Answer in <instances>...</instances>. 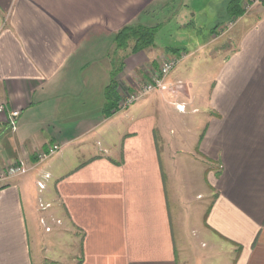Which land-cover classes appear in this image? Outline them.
Returning <instances> with one entry per match:
<instances>
[{"label":"crops","instance_id":"crops-1","mask_svg":"<svg viewBox=\"0 0 264 264\" xmlns=\"http://www.w3.org/2000/svg\"><path fill=\"white\" fill-rule=\"evenodd\" d=\"M229 1L0 0V102L19 111L15 129L0 114V170L29 168L0 181V264H187L168 174L192 168L210 199L190 232L192 264H264V5ZM131 24L167 37L119 48ZM168 56L179 57L170 86L120 108V79H146ZM40 225L56 229L63 253Z\"/></svg>","mask_w":264,"mask_h":264},{"label":"rangeland","instance_id":"rangeland-1","mask_svg":"<svg viewBox=\"0 0 264 264\" xmlns=\"http://www.w3.org/2000/svg\"><path fill=\"white\" fill-rule=\"evenodd\" d=\"M245 2H249V0H245ZM173 25H174V22L170 23L169 27L171 28ZM166 37H167L166 34L161 33L159 31V33L156 34L154 39H155V42L159 45V44L164 43V39ZM168 57H171V56H168ZM168 57H164L162 59V61ZM177 66L178 65H176L174 67V69L170 72V74L173 72H176ZM144 70H145V72H146V70H147V72H152V68H150L148 66H146L144 68ZM140 73H142V72H140ZM140 73H137V74L134 73L131 76H128L127 79H125V78L120 79L121 80L120 98L124 97L127 90L131 91V90H135L137 88V86H138L137 84L141 83V80L143 78H145V77H142V75ZM138 101H135L134 104H136ZM127 107L129 108V107H131V105H129ZM126 110L127 109H119L118 112H124ZM186 118H188L187 121L192 120V118H190V117H186ZM189 124H191V123H189ZM192 137H191V141L193 140ZM190 147H192V145ZM195 158H196V156H195ZM203 164H204V162H203ZM203 168H204L205 174H206L207 169L205 166ZM218 169H219L218 164H214V170L216 173H217ZM185 172L186 171H184V172L178 171L177 176L174 174L176 177H172V178L170 176L171 172H169V174H168L169 202L171 205L173 226H174L175 237H176L178 249L180 246H184V252H186V254L189 255L187 257V261H188L187 264H192L193 257L191 256V253H190L191 251H189V250H191V246L189 245V240L194 235H192L190 232L195 234L196 228L200 226L201 221L203 220V213H204L206 207L208 206L210 199H208V196H205V192H203V190L205 188H204L203 184L201 185V181H203L204 184L206 183L205 175L203 176L202 179H200L199 170L196 168H192V170L189 172V174L186 173L187 175L185 174ZM174 179H176L175 182H173ZM173 188L176 190H179V192H177L178 195L180 193L184 195V193H185L184 191L187 189V192L190 195L189 198H186V199L182 198L183 201L181 203L177 202V194ZM41 228H42V226H41ZM42 230L40 232L45 237V245L47 247L52 248V251H54V253L55 252H59V253L62 252L63 253L64 246L63 245L60 246V244L63 243L62 240L56 239V241H55L56 229L54 228L52 230V232H49V233L45 232L43 228H42ZM49 249L45 250L44 253L47 256H49V255L52 256L53 253H52V251H48ZM49 259H53V258H49ZM39 264H59V263L53 262V261L48 260V259L41 261V259H40Z\"/></svg>","mask_w":264,"mask_h":264},{"label":"built area","instance_id":"built-area-1","mask_svg":"<svg viewBox=\"0 0 264 264\" xmlns=\"http://www.w3.org/2000/svg\"><path fill=\"white\" fill-rule=\"evenodd\" d=\"M251 4H261L264 5V0H249ZM181 57V55L179 56ZM179 57L171 56L165 58L160 64L157 70L148 74L146 79H142L141 83H138L137 88L135 90H131L125 93L123 98H120L118 102V106L120 108H126L127 106L133 104L135 101L142 99L147 94L156 91V90H163L170 86L167 82V77L169 76L170 72L174 69L177 65ZM177 87H181V83L178 82ZM176 108L180 111L184 110V105H176ZM0 114L7 115L6 121L7 124L11 127V129H15L16 125V118L19 115L18 110H11L7 107L4 102H0ZM60 149L58 144H53L49 146L46 151H40L37 153V160L43 161L48 156L52 155L56 151ZM29 170L28 166L24 162L19 163H12L0 170V181L6 180L10 177L21 176L27 173ZM50 177L49 173H44L40 180L37 181V187L41 191L45 188V181ZM50 204L48 203H41L39 204L40 209L44 210L49 207ZM59 223V220L56 221ZM41 223L45 227V231H50L51 227L49 225H45L43 219H41Z\"/></svg>","mask_w":264,"mask_h":264},{"label":"trees","instance_id":"trees-1","mask_svg":"<svg viewBox=\"0 0 264 264\" xmlns=\"http://www.w3.org/2000/svg\"><path fill=\"white\" fill-rule=\"evenodd\" d=\"M238 0H231L229 1V8L234 9L237 6ZM241 13V12H237ZM159 26H143L139 24H131L124 26L121 28L116 36L115 40L118 43V47L125 49L129 42H133V46L131 51L133 53L144 50L154 44V37L156 32L158 31ZM115 73L111 78V81L105 88V98H106V105L105 111L106 113L111 112L116 107V103L118 101V97L116 94L117 84L114 80Z\"/></svg>","mask_w":264,"mask_h":264}]
</instances>
